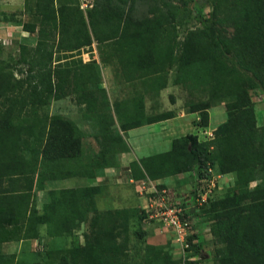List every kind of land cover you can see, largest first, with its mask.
<instances>
[{"label": "trees", "instance_id": "1", "mask_svg": "<svg viewBox=\"0 0 264 264\" xmlns=\"http://www.w3.org/2000/svg\"><path fill=\"white\" fill-rule=\"evenodd\" d=\"M27 3L35 7L27 22H0L21 25L36 38L34 45H19L13 67L0 59V264H80L82 258L85 264H119L111 252L120 250L114 245L120 228L110 210L105 215L95 204L101 187L49 190L43 213L35 207V191L45 181L67 177L72 168L64 165L82 152L72 121L40 111L68 98L87 113L112 112L123 132L153 125L173 115L146 114L144 87L169 72L172 83L188 94V110L199 114L200 125H207L208 109L215 103L226 105L227 122L212 131L211 141L188 134L177 148L132 161L131 178L194 172L191 193L196 198L199 181L211 176L209 168L213 174L231 175L233 191L199 207L206 220L199 219L192 203L195 229L211 221L214 264H264V125L257 124L250 94L257 89L264 93V0H203L192 7L189 0H92L86 9L82 0ZM206 4L211 7L208 17ZM191 19L199 27L191 28ZM228 26L234 29L230 36ZM93 51L102 63L118 67L123 82L134 89L131 107L114 103L110 108ZM82 52L89 53L88 61ZM165 87L164 82L160 88ZM199 94L206 99L195 100ZM112 117L103 137L123 144L121 136L112 135ZM110 166L116 165H108L100 154L86 176L94 180ZM84 202L98 225L92 240L86 235L84 244L64 246V251L52 246L21 259L4 253V244L40 239L41 226L48 237L70 238L90 212L82 209ZM116 213L126 218L125 211ZM150 248L142 264H178L172 255H163L164 247ZM192 248L201 256L203 243Z\"/></svg>", "mask_w": 264, "mask_h": 264}, {"label": "rangeland", "instance_id": "2", "mask_svg": "<svg viewBox=\"0 0 264 264\" xmlns=\"http://www.w3.org/2000/svg\"><path fill=\"white\" fill-rule=\"evenodd\" d=\"M198 1L201 2L203 0H189V7H192ZM88 3H92V0H88ZM34 8V3H27V6L24 3H0V22L8 20L14 23L27 22L29 16L33 14ZM203 12L208 17L211 13V7L206 4ZM189 26L197 28L199 24L194 19H191ZM17 27L9 23H0V59L6 61L12 67L17 59L19 45L26 44L30 46L34 45L36 41L35 36L20 38V28ZM233 33V27L228 26L227 35L230 36ZM93 53L95 54L94 51ZM89 56V53L82 52V59L84 61H88ZM95 58L101 67L102 81L100 86L105 91L110 108H112L114 103H124L125 107H131L130 99L134 95V89L130 84L123 82L118 67L104 64L96 56ZM172 79L173 74L169 72L168 74H162L154 82L148 81L146 83L142 99L144 112L148 115L171 112L173 117L153 125L143 126L141 133L133 132L132 130L123 132L120 130L117 119L112 117L114 116L112 112L87 113L82 108L83 106L75 105L68 98L52 102L40 111L42 115H59L69 119L78 128L82 140L81 156L70 165L64 166H69L74 171L82 170L85 166L84 169L87 172L90 162L99 157L100 154H105L108 165H121V177L119 180H116L109 187L101 188V194L95 197V204L101 213L108 215L106 212L110 210L112 217L115 218V227L120 228L115 231L117 238L114 244L120 250L116 249L111 252V256L114 258L113 262L119 264H142L146 252L148 249H151L150 247H164L163 255H175L177 257L181 255L182 252L179 249L172 251L166 232L159 226L147 221L146 212L143 210V207L146 206V203H150L157 193L160 194L162 190H167L166 193L170 194L171 200L182 201L186 205L188 213L193 215L191 213L193 208L192 203L195 200V195L191 193L195 180L190 176H181L179 182L177 183L178 180H176V184L171 190L165 187L158 190V187L163 185L158 182L161 181L160 178L145 180L143 184L142 181L137 182L134 180L135 182H130L128 177L130 172L127 165L131 163V159L140 161L148 157L147 155H155L177 148L180 146L183 137L188 134L196 135L201 142L211 141L213 138L212 131L220 124L227 122L228 112L226 105L224 103H215L208 109L209 119L207 125H200L199 114L190 113L188 110L186 104L187 98H189L188 94L180 85H174ZM164 82L166 83V87L161 89L160 87ZM250 94L257 124L258 126L264 125V93L258 89L253 92L251 91ZM205 99L206 97L201 94L195 97V100ZM111 117L114 119V124L111 128L112 135L115 137L121 136L123 144L113 143L111 138L105 140L103 137L104 127L110 123L109 118ZM130 132L132 133L131 135ZM137 133L139 134L136 135ZM142 138H145L144 143L136 142V144H140V148L136 150L138 152H132L130 142L133 139L140 141ZM50 169L51 167L47 165V172H45L48 177L52 175ZM220 178L217 190L213 191V199L222 198L233 191V178L229 176H222ZM100 182V179L96 180L98 185H101ZM256 184L257 182L252 183L250 188H253ZM57 187L61 186H52L49 181H45L43 189L35 191V207H39V213H43L44 206L49 202V196L47 197L49 190H59L60 188L58 189ZM140 192L142 193L140 194ZM133 195L139 196L141 202L133 204L131 201ZM82 205V209L87 212L90 211L87 203L84 202ZM116 211H125L126 218L121 219L123 214L116 213ZM193 211L199 213L197 214L200 220L207 219V215L203 212L202 208L193 209ZM85 218L80 228L69 235L70 238L53 239L47 236L46 229L44 228L40 248L34 243L33 249L36 251L30 252V254H35L38 249L41 254H44L52 246H56V248H60V251H64L66 249L64 246L70 247L84 244L86 235L92 240L96 235H94L93 230L98 225L93 219L92 211L86 213ZM201 224L197 229H201L204 234L201 235L200 240L203 243L202 253L207 256L205 264H214L215 240H213L214 238L210 234L211 221H204ZM141 234H144V236H141ZM159 234L165 235V239L157 240V242L153 239H147L152 236L158 238ZM15 247H18V243L10 244L9 246L4 244L3 251L4 253L13 254L16 249ZM17 259H21V257L17 256ZM80 264H85L83 258Z\"/></svg>", "mask_w": 264, "mask_h": 264}, {"label": "built area", "instance_id": "3", "mask_svg": "<svg viewBox=\"0 0 264 264\" xmlns=\"http://www.w3.org/2000/svg\"><path fill=\"white\" fill-rule=\"evenodd\" d=\"M89 5L90 3L85 1L82 3V8H87ZM208 173L211 175L210 178L199 181L201 184L197 188V195L194 200L197 208L212 199L217 180L220 178L219 175L213 174L211 168L208 169ZM166 191L162 190L160 194L157 193L153 200L145 206L146 219L156 223L170 234L173 249H179L182 252L181 255H178L179 264H191L195 259L191 247L198 242L195 237L197 234L195 219L188 213V209L182 201L171 200L170 194Z\"/></svg>", "mask_w": 264, "mask_h": 264}, {"label": "crops", "instance_id": "4", "mask_svg": "<svg viewBox=\"0 0 264 264\" xmlns=\"http://www.w3.org/2000/svg\"><path fill=\"white\" fill-rule=\"evenodd\" d=\"M82 1H86V0H82ZM0 3H24V0H0ZM17 28H20L19 32H20V38L21 37H27V33L22 31V26L18 25ZM95 52V56H96V51ZM89 60V59H88ZM83 108V107H82ZM141 129H143L142 127L140 128H136V129H132L133 132H139L141 133ZM139 133H137L136 135H138ZM132 133L130 132V135ZM145 138H142L140 141L133 139L132 142H130V146L132 148V152H138L136 150H138L140 148V144H136V142L138 143H144ZM149 156V155H147ZM151 156V155H150ZM134 161L133 158L131 159L130 162ZM129 167V165H127ZM80 168V167H79ZM78 168V169H79ZM85 166L83 167L82 170H78V171H74L73 169L70 171L69 175L63 179H57V180H48L49 183L52 186H57L60 185L61 187H57L58 189H70V188H78V187H86V186H99L102 189L111 186V184H114V182L116 180H119V178L121 177L120 171H121V165H116L114 167L110 166L108 168H105L103 170V173L101 174V176L97 177L94 179V181H88V178L86 176V172H85ZM130 172V169L128 170ZM181 176H190L192 179L193 177H195L194 172H189V173H185V174H178L176 176H171V177H167V178H160L161 184H163V186L165 188L168 189H172L175 184H176V180L177 183L179 182ZM225 176H229L230 178H233L231 175H225ZM130 182H141L143 183V181L145 180H133L131 178V174L128 176ZM100 179L101 185H98V183H96V180ZM148 180V179H147ZM156 180V179H155ZM71 184V185H70ZM132 203L134 204L135 202H141V198H139V196H132L131 199ZM37 209H39V207H36ZM155 226V225H154ZM46 227L45 226H41L40 227V239H35V240H25V241H19V242H11L8 243L7 245L9 246L10 244H14V243H18V247L15 249V251L13 253H17L16 255L19 257H28L30 252L32 251H36L35 249H33L34 243L37 245L38 248H40L41 245V238L43 237V230H45ZM202 232V231H201ZM157 234V233H155ZM168 238V235H167ZM147 239H153L157 242V240H163L165 239V235L163 234H159L158 238H156L155 236L149 237ZM6 245V244H5ZM39 250V249H38ZM37 250V251H38ZM29 253V254H28Z\"/></svg>", "mask_w": 264, "mask_h": 264}, {"label": "clouds", "instance_id": "5", "mask_svg": "<svg viewBox=\"0 0 264 264\" xmlns=\"http://www.w3.org/2000/svg\"><path fill=\"white\" fill-rule=\"evenodd\" d=\"M86 1H88V0H86ZM83 2H84V1H83ZM81 8H82V7H81ZM257 90H258V89H257ZM212 170H213V169H212ZM216 175H219V174H216ZM219 176L222 177V175H219ZM220 179H221V178H219V179L217 180V185L219 184L218 181H219ZM215 190H217V186H216ZM215 190H214V191H215ZM137 192H138V191H137ZM212 198H213V196H212ZM147 204H148V203H146V205H147ZM184 205H185V204H184ZM143 210H145V207H143ZM191 216L194 217V219L196 220L195 216H193V215H191ZM148 222H149V221H148ZM151 223H153V222H151ZM153 224L157 225L156 223H153ZM195 225H196V222H195ZM157 226H158V225H157ZM165 232H166V234L168 235V241H169V244H170V246H171V249H172V251H174L175 249H173V245H172V243H171V236H170V234H169L167 231H165ZM196 233H197V234H196V238H197L198 242H197L196 244L192 245V246H195V245L201 243V240H200L201 235H204V234L201 232V229H197V230H196ZM191 251H192V255L195 257L194 261H192L191 264H193V263H195L196 261H198L199 258L202 259V264H205V263L207 262V256H206L204 253H202V251L200 252V253H201V256L196 255L192 247H191ZM172 257H173V258L178 262V264H179V257H177V256H175V255H172Z\"/></svg>", "mask_w": 264, "mask_h": 264}]
</instances>
